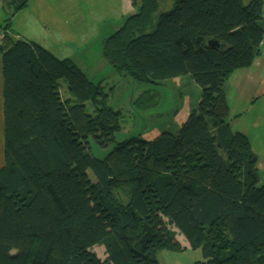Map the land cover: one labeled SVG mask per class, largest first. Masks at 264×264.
<instances>
[{"label":"trees","instance_id":"16d2710c","mask_svg":"<svg viewBox=\"0 0 264 264\" xmlns=\"http://www.w3.org/2000/svg\"><path fill=\"white\" fill-rule=\"evenodd\" d=\"M132 3L139 9L103 41L107 61L137 83L191 75L202 95L177 132L126 139L105 157L83 138L121 129L114 86L0 21V264H159L161 250L182 249L172 226L202 250L193 264H264L258 156L232 129L226 91L230 75L260 54L264 0ZM29 4L8 0L10 16ZM212 38L223 47L211 48ZM143 93L139 107L157 104L156 91Z\"/></svg>","mask_w":264,"mask_h":264},{"label":"rangeland","instance_id":"374dc122","mask_svg":"<svg viewBox=\"0 0 264 264\" xmlns=\"http://www.w3.org/2000/svg\"><path fill=\"white\" fill-rule=\"evenodd\" d=\"M79 1L51 0V3L66 5L67 13L64 15L78 14L79 23H83V26L96 24L97 9L103 17L110 16V11L113 10L111 5H107L106 0H86L81 6L78 4ZM0 3L3 8H9L8 0H0ZM135 8L138 10L139 6H135ZM83 12L85 13L83 14ZM91 18H93V22H90ZM124 22H117L114 32L122 27ZM110 24L112 27L115 25L113 21H110ZM99 41L100 38L96 42L92 40L94 47L89 49L88 59H90L81 68L95 82H102L107 89L114 86L110 104L115 109L122 111L123 118L121 129L113 138L105 134L101 127L88 131L83 139L89 149L98 157H105L109 149L126 139L135 136L142 139H153L163 131L177 132L183 121L198 106L202 95L200 84L191 75L178 76L157 84L137 83L130 75L119 73L107 61L104 54H100L102 50H100L101 44L97 45ZM145 90H153L159 94L157 104L151 108H142L137 104L136 99ZM227 91L230 95L228 100L231 109L228 117L230 124L234 131L240 130L249 136L253 149L258 156L259 182L264 185V94L253 100L248 99L246 95L241 96L236 87L234 89L228 87ZM89 110L93 112L92 107H89ZM231 112L234 114L231 115ZM234 115H236L235 118H233ZM89 173L92 177L94 176L91 169ZM172 229L174 230L173 240L177 241L182 249L166 248L161 250L158 254L159 264H193L197 260L204 259L200 248L193 249L186 237L176 227L172 226ZM94 250L101 258H107L103 246L96 245Z\"/></svg>","mask_w":264,"mask_h":264},{"label":"crops","instance_id":"0c3cea01","mask_svg":"<svg viewBox=\"0 0 264 264\" xmlns=\"http://www.w3.org/2000/svg\"><path fill=\"white\" fill-rule=\"evenodd\" d=\"M84 2L86 0H80L78 4L81 6ZM106 2L113 8L110 11V16L103 17L97 9L96 24H90V26L80 24L78 14L64 15L67 13L66 5L62 3L54 5L51 0H30L28 7L12 16H10L11 9L3 8L0 3V21L4 22L6 19L10 21L12 28L16 31V37L35 40L60 57H71L82 67L90 59H88V52L91 47H94L92 40L96 42L100 38L97 45L101 44L100 50L103 51L102 43L106 37L114 33L116 23L124 22L130 14L137 11L132 0H106ZM81 10L84 11L83 8ZM110 21L115 23L113 27ZM90 22H93V18L90 19ZM2 37L3 31L0 27V42ZM102 51L100 54H103ZM228 87L231 89L236 87L241 96L246 95L248 99L253 100L264 94V41L260 54L253 64L250 67L236 70L230 75L226 91ZM229 96L227 91L228 100ZM233 114L231 112V115ZM4 129V75L2 56L0 55V167L5 163Z\"/></svg>","mask_w":264,"mask_h":264},{"label":"water","instance_id":"95a60500","mask_svg":"<svg viewBox=\"0 0 264 264\" xmlns=\"http://www.w3.org/2000/svg\"><path fill=\"white\" fill-rule=\"evenodd\" d=\"M211 48L219 49L223 47V44L216 38H212L208 41Z\"/></svg>","mask_w":264,"mask_h":264}]
</instances>
